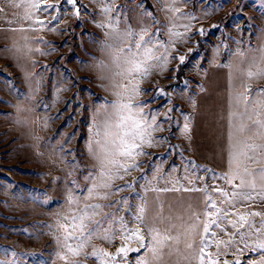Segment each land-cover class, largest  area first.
<instances>
[{
    "label": "snow or ice",
    "instance_id": "6c2138e0",
    "mask_svg": "<svg viewBox=\"0 0 264 264\" xmlns=\"http://www.w3.org/2000/svg\"><path fill=\"white\" fill-rule=\"evenodd\" d=\"M231 2L196 0L197 4L208 5L197 15L184 11L193 0H155L159 5L155 10L146 7L148 0L139 4L126 0L122 6L117 0H90L96 13L82 0H0V32L13 34L7 37L11 45L0 49V54L6 53L17 62L29 89L20 92L13 88L17 103H0L15 110L16 115L11 117L15 124L29 128L37 156L44 157L46 152L32 125L47 129L51 121L46 115L48 105L35 98L44 73L50 69L43 65L39 73L29 71L20 61H29L35 69L38 65L31 59L33 55H53L55 45L44 39V34L62 35L68 31H57L65 17L79 21L82 15L91 16L96 27L103 30L105 40L99 47L109 62L81 64L108 73L100 79L109 81L104 90L113 97L85 109L92 112L85 141L91 167L81 168L75 154L65 151L66 144L59 149L51 140L43 144V149L56 157L52 163L63 165L60 170L65 178L59 181L63 185L62 202L53 201L47 193L33 194V203L52 212V223L30 226L47 230L37 236L27 229L20 231L30 239L50 236L55 252L48 255L53 258L45 260L43 253L18 255L9 248H0V264H21L22 260H30L31 264H244L239 258L244 253L249 254L247 264H264V211L258 210L264 208V86L253 87L264 81V44L257 47L234 40L235 50L224 42L213 47V65L220 50H227L225 62L219 65L228 69L226 111L220 115L226 121L222 172L188 159L184 148L171 143L183 138L190 146L195 119L174 103L173 94L181 99L186 96L188 106L198 112V96L207 93L205 85L184 79L175 87H142L153 75L163 76L169 71L173 73L169 79L177 80L179 65L187 59L177 46L187 45L196 36L209 35L203 27L197 28V23ZM129 4L134 5L131 10ZM249 6L256 8L264 20V0H253ZM237 8L242 10V5L237 4ZM129 11L134 14L135 26ZM157 12L163 13L165 22L157 18ZM222 24L212 27L223 34ZM252 29L249 20V35ZM256 31V39L264 40V29ZM195 46L199 47V42ZM201 58L193 57L192 68L206 76V70L196 63ZM173 63L176 68H170ZM65 72L67 82L71 73ZM67 90L57 85L56 99ZM145 96L150 99H142ZM154 104L159 106L152 107ZM84 107L77 105L78 109ZM22 113L31 117V123L21 118ZM40 113L45 114L42 120L38 119ZM165 132L168 134L162 135ZM75 135L73 132L67 137L66 143ZM165 146V155H153L152 150ZM68 156L73 159L68 161ZM173 156L179 163L173 161L165 168ZM77 173L83 185L74 178ZM169 194L177 197L175 202ZM192 194H197L196 198L189 199ZM113 247L115 252L108 250ZM230 256L235 259L230 261Z\"/></svg>",
    "mask_w": 264,
    "mask_h": 264
},
{
    "label": "rangeland",
    "instance_id": "374dc122",
    "mask_svg": "<svg viewBox=\"0 0 264 264\" xmlns=\"http://www.w3.org/2000/svg\"><path fill=\"white\" fill-rule=\"evenodd\" d=\"M82 2L87 5L91 12H97L90 0H82ZM143 2L144 0H136L137 4ZM208 2L211 3V0ZM252 2L253 0H232L222 11L210 18L201 17V22L197 23L196 27H203L209 32V35L205 37L196 36L187 45L177 46L178 51L187 56L185 64L179 65L180 71L176 73L178 79H169L173 75L169 71L163 76L153 75L149 82L142 85L145 89H152L156 85L169 88L170 86L175 87L184 79L205 85L207 93L198 96V112H193L188 106L186 96L181 99L178 95L173 94L174 103L183 111L195 116V119L190 146L183 138L173 139L171 143L184 148L185 156L188 159L194 160L202 166L206 165L213 168L218 173L223 171L221 150L225 143L226 121L221 119L220 115L226 111V87L228 84V69L219 67V65L225 62L227 50H220V57L216 61V65L210 61L213 57V47L221 42L226 43L228 48L232 50L236 48V45L232 43L234 40H244L257 47L264 44V40L256 39V30L264 29V20L261 19L256 8L249 6ZM117 3L122 6L126 0H117ZM237 4L242 5V10L237 8ZM128 6L130 10L134 7L132 4ZM207 6V3L197 4L196 0H193V3L188 4L184 11L196 12L197 15H201L202 10ZM146 7H152L155 10L159 8V5L155 3V0H148ZM156 15L162 23L165 22L163 13L157 12ZM129 18L135 26L134 14L131 11H129ZM249 20L252 21L253 25L252 35L246 31ZM222 21L223 34L212 27V25L220 24ZM97 22H99L98 16ZM81 24L82 27L79 26ZM236 24L238 27L234 26ZM65 29L68 31L64 32ZM57 31L64 32V34H44V39L55 45L54 54L47 57L32 56L31 59L36 61L37 68L31 69L29 61L25 59L20 61V64L29 71L39 73L42 71L43 65H47L50 69L44 73L42 87L35 99L48 105L49 111L46 115L51 122L47 129H42L37 124L32 125V130L41 137L42 150L46 152L44 157L35 154L29 128L18 126L11 119L16 115L15 110L4 103H0V248H9L18 255L43 253L45 260L53 258L48 255V253L55 252L53 239L48 235L40 236L38 240L30 239L24 232L20 231L27 229L33 236H37L47 230L30 226L52 223L50 219L52 212L48 207H40L39 204L33 203L31 199L33 194L39 196L42 193H47L53 201L62 202L63 185L59 181L65 178L64 171L60 170L63 165L52 163L56 157L54 153H49L48 150L43 149V144L51 140L55 149L66 144L65 151L75 154V158L80 161L81 168L91 167L92 162L86 158L85 141L88 136L87 125L90 122L92 112L85 111V109L101 103L103 100L113 99L110 93L104 90L109 81L100 79L101 75H108V73L102 72L96 67L83 66L95 65L96 61L109 62L108 56L99 47L100 43L105 40L103 30L96 27L91 16L82 15L79 21L71 16L65 17V21L60 24ZM12 35L11 33L0 32V49L11 45V40L7 37ZM205 41L208 42L205 43ZM197 42H199V47L195 46ZM43 50L48 51V49ZM196 56L202 57L196 63L199 68L206 70V76H201L193 70V57ZM90 57H95V60L90 59ZM176 67V63L170 65V68ZM65 69L67 73H71L67 82H65ZM57 85L68 89L60 93L58 100L55 95ZM262 86H264V81H259L253 85L254 88ZM192 87L195 88V84ZM13 88L20 92H28L29 90L24 81V73L17 62L8 54L2 53L0 54V101H7L11 104L17 103L15 95L12 94ZM73 97H78V99L74 100ZM142 99L148 100L150 97L145 96ZM69 102H71V106H69ZM78 104H83L85 107L78 109ZM158 106V104L152 105V107ZM66 108L67 111H65ZM5 113L8 115H4ZM61 113L60 119L52 120ZM44 115V113H40L38 119L42 120ZM20 116L22 119H28L31 123V117L27 114L22 113ZM73 116L75 118L70 120ZM66 122L70 126L65 127ZM61 129H63L62 133ZM73 132L76 133L74 139L70 143H66L67 137L71 136ZM167 134V132L162 133V135ZM58 135L59 139H57ZM152 151L154 156H161L167 153L168 148L165 146ZM49 155L52 159H49ZM213 158L215 163L212 162ZM67 159L71 161L73 157L68 156ZM173 161L179 163L176 156H173L165 168ZM142 162L148 163L149 161L144 160ZM134 175L139 176L140 173H134ZM74 178L83 185L84 182L79 173ZM54 181L56 182L54 183ZM121 195L130 194L121 193ZM196 196L197 194H192L188 198L193 199ZM176 198L169 194V199L172 202H175ZM258 210L264 211V208ZM104 247L107 248V245ZM108 250L115 252V247L108 248ZM239 258L244 261V264H247L249 254L244 253ZM229 259H235V257L230 256ZM21 264H31V261L22 260Z\"/></svg>",
    "mask_w": 264,
    "mask_h": 264
},
{
    "label": "bare ground",
    "instance_id": "6f19581e",
    "mask_svg": "<svg viewBox=\"0 0 264 264\" xmlns=\"http://www.w3.org/2000/svg\"><path fill=\"white\" fill-rule=\"evenodd\" d=\"M111 251L113 252L114 250H111ZM130 259H131V256H130ZM229 260H230V259H229ZM231 260H233V259H231ZM231 260H230V261H231Z\"/></svg>",
    "mask_w": 264,
    "mask_h": 264
}]
</instances>
